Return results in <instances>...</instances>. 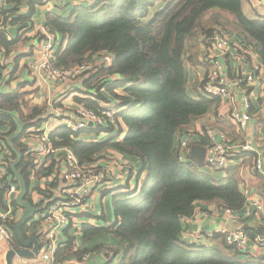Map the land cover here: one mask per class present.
I'll return each instance as SVG.
<instances>
[{"label": "trees", "instance_id": "1", "mask_svg": "<svg viewBox=\"0 0 264 264\" xmlns=\"http://www.w3.org/2000/svg\"><path fill=\"white\" fill-rule=\"evenodd\" d=\"M95 1L90 6L86 0L70 6L68 14L47 13L44 26L56 35L55 67L67 69L97 60L76 79L82 88L73 101L96 113L111 109L113 121L107 119L103 125H89L77 132L57 127L50 140L55 147L72 150L81 164L104 156L110 159V153L120 154L130 164L124 184L112 194L114 221L105 225L83 223L79 242H89L83 249H76V237L69 233L73 227L70 221L62 230L65 240L61 235L58 238L54 264L70 257L81 259L93 251L109 253L111 264H264V255L252 256L227 244L219 234L213 238L220 241V246H198L182 239L184 220L194 216L197 203L215 204L235 213L245 206L246 198L233 171L226 168L229 174L215 179L206 164L190 158L180 160L175 144L177 135L188 133L197 120L221 104L220 97L200 91L212 64V47L206 39L224 30L231 37L230 45L250 50L264 67V15H247L244 0ZM41 4L42 0H1L0 22L25 32L33 26L32 17ZM9 34L10 39L0 32L1 86L19 77L18 63L23 56L22 47L18 48L21 38ZM7 61L11 70L5 79ZM199 63L206 65V72L196 98L188 88L187 66ZM20 87L18 84L12 92L0 91V128L8 129L1 136L6 144L23 125L12 141L21 154L17 170L27 189L35 171L37 178L54 176L43 190L44 202L59 187L61 161L49 156V166L35 170V158L27 153L28 145L22 140L29 131H38L52 108L47 104L29 107ZM55 104L61 112L69 111L63 109L61 101ZM198 143L209 145L206 136ZM9 152L12 161L7 172L13 174L10 165L15 154L11 149ZM246 155L250 161L254 157L253 152ZM13 180L17 182L15 177ZM2 194L3 188L0 204L5 208ZM106 194L104 191L101 196ZM25 199L31 201L30 192ZM98 218H104V213ZM248 219L253 227L242 228L250 240L256 236L264 239L262 222ZM28 230L27 225L22 227L26 238L36 235L27 234ZM93 239L98 241L90 242ZM14 241L18 247L15 234Z\"/></svg>", "mask_w": 264, "mask_h": 264}, {"label": "built area", "instance_id": "2", "mask_svg": "<svg viewBox=\"0 0 264 264\" xmlns=\"http://www.w3.org/2000/svg\"><path fill=\"white\" fill-rule=\"evenodd\" d=\"M86 1L87 3L89 2V0ZM262 1L264 3V0ZM91 2H94V0ZM0 32H4L7 38L10 39L6 23L2 24L0 22ZM40 35L41 38L35 48L38 62L33 69L34 71H38L39 76L44 77L45 80L52 83L75 81L81 74L89 71L97 62V60H93L67 69L57 68L54 66L56 48L55 33L43 25L40 28ZM230 42L231 37L228 32L224 30L215 31L206 39V43L212 47V53L209 52V58L212 60V64L206 78L200 85V91L203 95L220 97L221 102L227 106L231 105V97L223 73L224 65L218 60V55L215 51L213 52V50L216 48L223 53L230 46ZM104 59L105 57L103 60ZM8 63L10 62H6V68L3 72L5 79L11 70V66H9ZM255 80L253 75H248L246 77V82L248 84H253ZM243 103V110L233 109L229 112L230 118L237 128L240 129H244L251 118L248 112L249 104L247 100L244 99ZM51 108L52 110L49 112V115L41 124L38 131H29L22 141L28 145L27 153L35 158V170L48 167L50 161L47 160V157L49 156L61 161L59 187L54 191L51 198H46L43 202V190L48 183L53 181V175L46 177L41 175L37 178L36 171L33 172L31 177L34 176L36 180L33 186L27 189L30 195L32 194L31 191H37L38 194L40 193L39 190L42 191V193L39 194L41 198H39L38 201L33 200L31 197L33 206L40 207L41 209L26 225L29 230H31L30 233H36L38 237L41 259L48 260L51 264H54V255L58 249V238L60 233L69 226L70 221L73 222L74 217L77 216V210H84V207L94 199L95 194H102L104 191L109 194H114L116 192L115 189L121 184H124L125 177L117 178V184L112 186V181L115 176L112 177L109 171L100 168L97 161L81 164L72 150L68 147H55L50 140V134L57 127L64 126L71 131L77 132L85 129L89 125H103L107 119L113 121V111L111 109H103L96 113L94 110L88 109L83 105H77L71 112H61L60 109H56L54 105ZM208 134L211 137V142L206 146L207 150L204 164H206L209 169L224 170L230 167L231 158L238 159L248 152H253L254 157L250 161L248 167L251 169L252 166V170L259 173L264 184L263 153L253 150L249 143L240 144L238 148L229 152L231 146L227 144L225 139L222 137L219 139L213 138L211 131H208ZM177 146L179 147V159H189L187 153L190 149V145L187 136H184ZM60 155H63V157H60ZM246 157L248 158V156H244L243 158L246 159ZM242 159L240 158L239 160L242 161ZM11 161L10 152L0 132V188H3L2 199L5 203V211L0 214V244L4 245L8 251L18 248L14 246L15 241L12 227L22 214V208L14 204V196L19 193V186L18 184H14L13 178L7 172V165H9ZM130 185L131 187L134 186L133 183ZM263 210L264 207L261 202H254L252 209L247 210L246 215L248 218L257 221L261 217ZM224 211L234 213L228 209H224ZM196 219H198V213H195L193 217L185 220ZM214 234L223 236L227 244L235 245L242 251L248 248L249 242H253L258 246L264 245V239L259 236H256L251 241L247 233L241 227H221L213 232L198 233L186 241L189 244L198 246H209L206 239L213 238ZM85 258L86 254L81 259L73 257L65 258L61 259L58 264H81V260ZM22 264L25 263L23 262Z\"/></svg>", "mask_w": 264, "mask_h": 264}, {"label": "crops", "instance_id": "3", "mask_svg": "<svg viewBox=\"0 0 264 264\" xmlns=\"http://www.w3.org/2000/svg\"><path fill=\"white\" fill-rule=\"evenodd\" d=\"M83 2L84 0H42V4L36 7V11L32 17L33 26L30 29L26 30L25 32H21V30L19 31L16 26H7L8 34L10 31L14 36L16 35L17 37L21 38L18 43V48L22 47L23 56L20 57L18 63V70H20L19 77L16 80L10 82L9 85H0V91L12 92L19 84L21 85L19 91L25 93L24 101L28 103L29 107L38 105L43 106V104H47V106L51 108L53 105H56V102L59 101L62 102V107L64 110L65 108L74 109L77 107L78 104L73 101V98L79 94L78 91L80 88H82L79 83L74 85H72V83H52L48 80H45L44 77L39 76L38 71H34L33 67L38 62L35 48L38 43L37 40L40 35V28L45 25L46 14L51 12L58 14H68L70 6L78 5ZM243 9H245L244 11L245 13L247 12V15H252V18H256L259 15H264V3L262 0H244ZM21 11L25 12V8L21 9ZM10 38H12L11 35ZM201 60L203 61L204 59L201 58ZM218 60L224 65L223 73L227 81V87L231 97V105L227 106L221 102L216 110L210 111L204 117L197 120L188 133L177 135L175 138V144L177 146L184 136H187L189 145L199 144L198 142L203 136H206L208 142L210 143L211 137L209 136L208 131H211L213 138L219 139L222 137L226 140L227 144L231 146L229 152L235 148H238L240 144L249 143L253 150L264 154V67L260 64V61L255 54L251 53L248 49H244L239 45H235V43L234 45H230L223 53L218 55ZM187 71L189 91L192 96L197 98V87L205 75L206 65L199 63L195 66H187ZM248 75H253L255 77L256 80L253 84H248L246 82V77ZM244 99H246L249 104L248 111L251 118L247 126L244 129H240L237 128L230 118L229 112L233 109L243 110ZM22 108H24L23 105ZM7 130L8 129L6 127L0 128V132L2 134L6 133ZM8 147L9 146L7 144V149L10 151V147ZM187 154L188 158H190L189 151ZM244 156L247 155L245 154L240 158L242 159ZM240 158H231L230 167L228 170L230 172L233 171L234 177L238 183V187L246 198L245 206L235 213L226 212L221 209L218 212L219 214H217L212 213L211 211L212 209L210 206L213 207V204H205L203 202L197 203L196 208L201 210V215L198 216V219L196 220L184 221L185 224L184 231L182 233V239L189 240L193 235L198 233L213 232L221 227L242 228L245 225L253 227L254 223L248 219L246 212L247 210L252 209L254 202H261L264 207V184L259 173L248 167L250 164L249 158H243L242 161L239 160ZM97 162H99V160ZM210 170L213 171L212 173L215 179L218 180L223 179L229 174L225 170ZM10 176L12 178L14 177L13 174H10ZM35 180L36 178L34 176L31 177V183L29 187L33 186ZM131 183L134 184V180H132ZM14 184H18V182L14 181ZM39 191L42 193L41 190ZM31 193L32 194L30 196L33 200L38 201L39 198H41L39 197L40 193L38 194L37 191H31ZM100 195V193L95 194L94 199L89 203L97 207V209L94 210V213H98H96L94 216L93 213L90 212L91 215L87 220H85L86 222L94 225H105V223H99L96 220L99 219L98 216H100L102 212L104 213V217L106 216L105 203L107 197H102ZM16 197L17 195L14 196V202H16ZM4 211L5 208H3L0 204V214ZM77 212L79 214L85 212L87 215H89V212L85 210H77ZM79 214L74 217L72 222L73 227L69 233H72V235L76 237V249H79L81 246L83 249L85 247H89V242L84 244L79 242L81 233L78 225L79 221L83 220V218L78 216ZM257 221L262 222L261 225L264 233V210L261 213V217ZM106 223L108 224L110 222ZM30 232L31 230H28L27 234H32ZM60 235L63 240H65V233L63 234L62 232ZM95 240L96 239H93L90 242ZM206 242L209 246H220V241L217 238L206 239ZM109 243H111L110 239L107 240V245H110ZM20 247L22 246L20 243H18V248ZM7 251L8 250H6L4 245L0 244V264L3 262V264H6ZM244 252L252 256L264 255V245L258 246L253 242H249V246L246 248V250H244ZM110 257L111 255L105 251L88 252L86 254V258L81 260V264H110ZM23 262L25 264H51L50 261L41 259L40 251L32 258L23 256H15L13 258V264H22Z\"/></svg>", "mask_w": 264, "mask_h": 264}, {"label": "water", "instance_id": "4", "mask_svg": "<svg viewBox=\"0 0 264 264\" xmlns=\"http://www.w3.org/2000/svg\"><path fill=\"white\" fill-rule=\"evenodd\" d=\"M214 51L217 55L221 54V51L217 50L216 48H214ZM22 129L23 125L20 124V129L10 135L7 139L8 146L15 154V160L11 163L10 168L19 184V193L16 197V203L20 208H22V214L19 220L14 224L13 231L22 247L7 251L6 264H13V258L15 256L32 258L37 255L40 248V243L37 235H33L30 238L26 239L22 232V227L26 225L27 222L30 221L41 209L40 207L33 206V203L31 201L25 199V197L27 196V186L17 170V165L21 161V154L18 149L13 146L12 141L21 133ZM206 150L207 149L205 146L199 144H191L189 149V157L199 164H204Z\"/></svg>", "mask_w": 264, "mask_h": 264}, {"label": "rangeland", "instance_id": "5", "mask_svg": "<svg viewBox=\"0 0 264 264\" xmlns=\"http://www.w3.org/2000/svg\"><path fill=\"white\" fill-rule=\"evenodd\" d=\"M91 1L92 0H89V2L87 3V6H90L91 4L96 2L95 0H94V2H91ZM8 64H9V66H11V63H8ZM75 82L77 83L78 80H76ZM69 83H73V81L67 82V84H69ZM188 88H189V85H188ZM74 109L70 108L69 111L71 112ZM97 164H99L100 168H102V169H104L106 171H109L112 177L115 176V178L112 181V183H113L112 186H114V185L117 184V180H118L117 178L125 177L126 172H128L127 171V167L130 164V162H129V160H127V161L124 160L122 158V156L120 154H118V153H115V154H113V153L111 154L110 153V159H108V156H104V157L101 158V160H99V162H97ZM97 196H99V195H97ZM97 196H96V199H97ZM105 197H107L106 203H105L106 216L104 218H99V219H96V220L99 223H106V222L112 223L114 221V212H113V209H112V194L107 193ZM210 207L212 209L211 210L212 213L219 214L218 212L221 210L219 207H217L215 204H213V207L212 206H210ZM96 209H97V207H95V205H93V204H87L84 207V210L88 211L89 215H85V216L81 217V218H83V220L79 221L78 228H81L83 223H87L85 220H87L88 217L91 215L90 212L93 213L94 216H95L96 213H98V212L94 213V210H96ZM195 213H198V216H200L201 215V210L199 208H196L195 209ZM77 214H79V213H77Z\"/></svg>", "mask_w": 264, "mask_h": 264}]
</instances>
